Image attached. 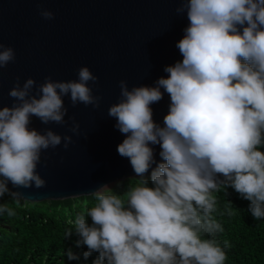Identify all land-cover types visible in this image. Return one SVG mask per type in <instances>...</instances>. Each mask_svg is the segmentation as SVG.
Here are the masks:
<instances>
[{
	"label": "clouds",
	"instance_id": "obj_1",
	"mask_svg": "<svg viewBox=\"0 0 264 264\" xmlns=\"http://www.w3.org/2000/svg\"><path fill=\"white\" fill-rule=\"evenodd\" d=\"M175 11L189 21L176 44L182 61L166 66L168 78H159L154 87L129 90L120 81V100L107 111L126 136L117 152L129 159L137 183L122 194L100 186L89 195L94 205L70 220L74 228L65 232L69 238L74 230L77 246H87L85 259L99 254L93 264H225L230 244L217 238L224 228L214 214L216 193L227 195L228 188L250 202L255 220L264 219V0H182ZM40 15L55 18L47 9ZM15 59L14 49L0 43V70ZM97 85L88 67L66 82L46 77L37 85L28 78L21 85L17 77L8 93L14 103L0 108V198L27 204L8 184L46 187L37 172L41 153L62 141L65 150L73 143L51 129L30 128L32 117L44 125H65L64 97L72 107L98 109ZM164 93L170 104L161 125L150 105ZM69 119V131L78 134L79 124ZM156 145L162 162L155 159ZM5 213L16 216L7 202L0 204V214ZM225 214L236 215L230 201L219 212ZM67 256L77 259L71 250Z\"/></svg>",
	"mask_w": 264,
	"mask_h": 264
},
{
	"label": "water",
	"instance_id": "obj_2",
	"mask_svg": "<svg viewBox=\"0 0 264 264\" xmlns=\"http://www.w3.org/2000/svg\"><path fill=\"white\" fill-rule=\"evenodd\" d=\"M182 0H0V43L15 51L16 59L0 70V108L11 107L8 93L16 83L28 78L42 84L77 79L81 67H88L98 77L93 95L102 97L100 107L78 104L72 107L64 97L68 113L65 125L42 124L32 117L30 128L43 133L51 129L73 143L65 150L63 141L56 149L41 153L37 172L46 187L14 189L29 203L58 201L89 196L102 185L136 177L128 158L121 157L117 146L126 136L115 128V118L108 108L120 100L119 82L154 87L168 78L166 66L182 61L176 48L189 21L177 15ZM40 9L53 12L45 20ZM89 86H92L91 84ZM33 89V94H35ZM163 92V89H161ZM170 97L150 105L154 122L163 125ZM70 117L79 124L78 134L69 129ZM157 162L159 145L152 146ZM155 167V165L153 166ZM151 171V170H150ZM150 171L145 177H150Z\"/></svg>",
	"mask_w": 264,
	"mask_h": 264
},
{
	"label": "trees",
	"instance_id": "obj_3",
	"mask_svg": "<svg viewBox=\"0 0 264 264\" xmlns=\"http://www.w3.org/2000/svg\"><path fill=\"white\" fill-rule=\"evenodd\" d=\"M261 151H264V148L260 149ZM147 179L149 177H145ZM220 179H223V177H219ZM138 178H130L127 180L122 181V186L113 190L116 194H122L127 190L129 186H135L137 183ZM149 186H151V183L149 182ZM218 198V213L214 214L216 216V219L222 224V227L224 228L223 233L226 235V240H230L235 245L239 240H242L244 242L243 238L247 235V232L254 231V238L256 239V248L255 253L250 255V263L248 264H264V219L262 220H255L251 213L248 211V207L250 202L247 200H244L241 198L240 194H238L234 189L228 188L227 189V195L224 194L223 191L216 193ZM8 195L5 196V199ZM10 197V196H9ZM227 201H230L233 204L234 210L236 211V215L229 217L227 214L221 216L219 215V212L224 211V206L227 203ZM11 205L20 207V205H27L34 208H39L44 215L48 216L50 219H53L52 224H47V222L44 221V219H41L42 226H38V221L36 224V227L33 229H28V226L26 223H22V230L21 227L19 230H21L19 233L22 235V238L28 239V242L33 243V245H38L33 249L32 252H36L35 255H30L32 258V262L26 260V257H23V259H19L22 256V249H20V245L16 248L18 251V255L14 256L12 258V250H9L7 248L5 250V246L2 248L0 247V264H93V262L97 259V256L99 255L96 252H93L91 257H88L87 259H84V261H79L73 259L69 260L67 256V252L71 250L73 255L75 256L76 253L75 249H82L85 252L88 251L87 246L81 245L77 246V241L80 240V237L75 233L73 230V234L69 238H64L65 232L69 228H74L73 225L69 224L70 220L75 219V217L78 214L86 213V210L90 207H92L95 203L94 197L92 196H82L78 198L73 199H66V200H58V201H44L40 203H34V204H25L23 201L20 205H16L12 200L9 201ZM40 212V211H39ZM41 213V216H44ZM19 220H21L24 215L19 213ZM0 221H3V218L0 219ZM17 221V219H16ZM87 222H91L90 217H86ZM2 225H6V223L3 221ZM9 226V225H8ZM50 226V229H49ZM64 226L65 230L63 233H61L59 230ZM246 226H248L246 228ZM10 227V226H9ZM6 229V228H4ZM2 231V230H1ZM11 233L12 236H8L7 233ZM3 234H0V236H6L5 239H10L14 236H16V240H18L19 243H21V239L19 240L17 237V234L14 232L15 230H10L7 228ZM5 233V234H4ZM218 234V239L223 243L221 240V234ZM246 233V234H245ZM245 234V235H244ZM220 237V238H219ZM242 238V239H241ZM5 239L0 240V244L5 243ZM40 239V240H39ZM23 243V246H25L26 243ZM241 242V243H242ZM45 243V246L43 244ZM2 244V246H3ZM42 245V247H41ZM66 246H68L66 248ZM69 246L70 249H69ZM239 246H236V248ZM241 250L242 247L240 246ZM22 250V251H21ZM78 252V250H76ZM232 252V249H227V256H229V252ZM26 254V253H25ZM79 254H81L79 252ZM15 255V253H14ZM29 256V254H26ZM37 255V256H36ZM82 256V255H80ZM79 256V257H80ZM83 258V257H82ZM19 259V260H18ZM238 264L236 259L234 261H229V257L226 260L225 264Z\"/></svg>",
	"mask_w": 264,
	"mask_h": 264
},
{
	"label": "rangeland",
	"instance_id": "obj_4",
	"mask_svg": "<svg viewBox=\"0 0 264 264\" xmlns=\"http://www.w3.org/2000/svg\"><path fill=\"white\" fill-rule=\"evenodd\" d=\"M122 183H123L122 181L115 182V183H112V184L108 185V187L110 189H112V190H115V189L121 187ZM5 196L3 198H0V204L7 202L11 207H13L16 210V216L9 217L6 213L5 214H0V219L3 218V221L6 223V225L3 226L2 225L3 221H0V234H3L2 232H4L7 228H9L10 230H13V232L15 230H17L14 233L17 234V237H18L19 240L21 239V243H19L18 240H16V236H14V238L12 237L10 239V241L8 240V238L5 239L6 236H0V240L5 239V243L4 244L2 243L3 246H2V244H0V247L3 248L5 246V250L7 248H9V250H12V258H13L14 256L18 255V251L16 250V248L18 247V245H20V249H22L23 251L21 250L22 251V256L19 259L21 260V259H23V257H26V260L30 261V263H31L32 262L31 258L36 253V252H32V251H33V249L35 247L39 246L38 245L39 243L37 245H33V243L28 242L27 237L26 238H22V235H20V233H19L22 230V226H21L22 223H26L27 225H30V226H28V229H33L34 227H36L37 221H38V224H39L38 226H42L41 219H44V221L47 222V224H52L54 220L50 219L48 216L44 215V213L39 208H34V207L30 208V206H27V205H20V207L11 205V203L9 202L11 200V198L9 196H7L6 199H5ZM29 204H34V203H29ZM19 213L24 215V217L21 220L18 219L19 218V216H18ZM41 213L44 216H41ZM16 219H17V221H16ZM87 223L89 225H91V222H87ZM53 225H54V223H53ZM20 227H21V230H19ZM247 227L248 226H246V228ZM4 228H6V229H4ZM49 229H50V226H49ZM64 230H65V228H64V226H62V228L59 231L61 233H63ZM5 233H7V232L5 231ZM253 233H255V232L254 231L247 232V235L244 236V238H243L244 242H242V240H239L236 245L233 242H231L230 240H227L229 242V244H230V248H228V249H232V252L230 251L229 252V256H228L230 262L234 261V259H236L238 264H248V263H250V261H251L250 260V255L251 254L253 255L255 253L256 239H257V238L256 239L254 238V234ZM7 235L8 236H12L11 233H7ZM64 237H65V235H64ZM25 239H26L27 242L25 243V246H23V243L25 242ZM226 239H227L226 235L224 233L221 234V240L224 241ZM221 244H222V242H221ZM43 246H45V243L43 244ZM236 246H239V247L236 248ZM240 246L242 247V250H241ZM41 247H42V245H41ZM67 247L68 246H66V248ZM70 247L71 246H69V249H70ZM76 250H78V252ZM75 252L78 253V254L75 255L77 257V259H75V260H77V262H79V261L83 262L84 259H85L83 254L85 253V251L82 250V249L81 250L80 249H75ZM79 252L81 254H79ZM14 253H15V255H14ZM25 253L29 254V256H27ZM30 255H33V256L31 257ZM80 255H82V256H80ZM89 257H91V256H89ZM16 262H14V264Z\"/></svg>",
	"mask_w": 264,
	"mask_h": 264
}]
</instances>
